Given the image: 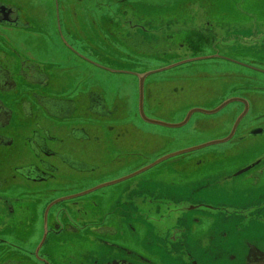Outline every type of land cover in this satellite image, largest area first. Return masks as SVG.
<instances>
[{
    "label": "flooded vegetation",
    "instance_id": "obj_1",
    "mask_svg": "<svg viewBox=\"0 0 264 264\" xmlns=\"http://www.w3.org/2000/svg\"><path fill=\"white\" fill-rule=\"evenodd\" d=\"M112 1L62 15L58 0H0V264H264L244 235L264 222V68L213 50L193 0L153 16ZM202 60L254 72H229L225 146L162 152L161 129L206 114L181 112L193 70L176 72Z\"/></svg>",
    "mask_w": 264,
    "mask_h": 264
},
{
    "label": "rangeland",
    "instance_id": "obj_2",
    "mask_svg": "<svg viewBox=\"0 0 264 264\" xmlns=\"http://www.w3.org/2000/svg\"><path fill=\"white\" fill-rule=\"evenodd\" d=\"M117 3L112 0H58L62 15L72 13L97 15L117 13L121 9ZM130 3L133 4V13H141V8H143L144 13L153 16L163 13V11L168 13L170 8H176L177 3L183 4L185 0H130ZM185 13L193 14V18L200 20L199 26L195 30L205 36H207L206 33H209L208 35L212 38V44H209L213 50L229 55L247 64L253 63L262 69L264 68V0H193V8L188 9ZM201 30H204L206 33L201 32ZM205 52L200 51L196 55H204L206 54ZM215 62L202 60V62L194 64H198V66L193 67V69L187 65H181L180 69H176V72H180V70L181 72H191L193 70V81L190 74L184 75L183 73L181 77V84L188 87V92L181 96L183 101L181 112L189 104H196L202 110L213 109L219 105L218 103H220L221 99L231 92L227 88L228 86H232L234 82L232 81L233 74L229 72L236 74L239 68L230 63ZM239 70L245 74L246 78H252L253 75L251 73H254L248 69ZM102 76L105 79L104 74ZM259 76V80L261 81L259 85H261L262 91H260L259 97L256 99L255 107L256 111L262 113L264 112V74H259ZM69 77L76 79L78 78V74L74 73ZM114 77L124 79L127 76L116 75ZM191 84H193V97L191 95L192 91L189 90ZM103 85L104 82L102 81L101 87L107 93ZM85 86H88V84ZM118 90L119 88L116 91L119 92ZM132 90H134V87ZM233 105L235 104L229 107ZM218 114L202 115L196 113L181 129H161L167 137L164 140L162 152L176 151L179 149L182 151L221 139L228 130L230 121L223 123L224 117L221 116L222 114ZM176 115H174V118H176ZM165 116L168 117V112L165 113ZM263 139L254 141L258 148H264ZM224 146L225 143L207 146L204 149L196 150L194 154L218 150L219 148H224ZM187 154L183 155L192 157L193 151ZM149 158H151L150 154ZM12 166L6 164L7 168L5 169ZM138 166V164H130L124 166L122 170L119 167L105 165L101 166L98 174H119L125 170H133ZM150 170L143 174L153 175L156 171L160 172L161 166L154 167ZM7 235L11 236L10 234ZM244 235L264 248V222L257 221L253 225L248 226L244 231Z\"/></svg>",
    "mask_w": 264,
    "mask_h": 264
},
{
    "label": "water",
    "instance_id": "obj_3",
    "mask_svg": "<svg viewBox=\"0 0 264 264\" xmlns=\"http://www.w3.org/2000/svg\"><path fill=\"white\" fill-rule=\"evenodd\" d=\"M230 102V101H229ZM228 103L227 102H223L221 103L218 107H216L215 109L213 110H202V109H194L192 110L191 112H202V113H206V114H212V113H215L217 111H219L220 109H222L226 104ZM183 123H181L180 125H177V126H181ZM164 125V124H163ZM167 125V124H166ZM167 126H170V125H167ZM172 126H175V125H172ZM224 140H219V141H211V142H207L201 146H197L195 148H189V149H186V150H182L180 152H178L177 154H184V153H187V152H190V151H193L195 149H198V148H201V147H205V146H209V145H213V144H216V143H221L223 142Z\"/></svg>",
    "mask_w": 264,
    "mask_h": 264
}]
</instances>
